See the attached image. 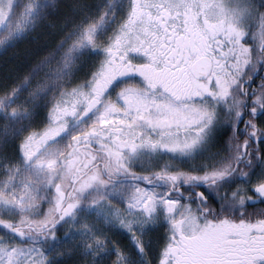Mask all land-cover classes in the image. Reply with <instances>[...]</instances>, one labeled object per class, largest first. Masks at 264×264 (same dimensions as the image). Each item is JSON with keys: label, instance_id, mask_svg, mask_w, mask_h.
<instances>
[{"label": "snow or ice", "instance_id": "obj_1", "mask_svg": "<svg viewBox=\"0 0 264 264\" xmlns=\"http://www.w3.org/2000/svg\"><path fill=\"white\" fill-rule=\"evenodd\" d=\"M0 264H264V0H0Z\"/></svg>", "mask_w": 264, "mask_h": 264}]
</instances>
